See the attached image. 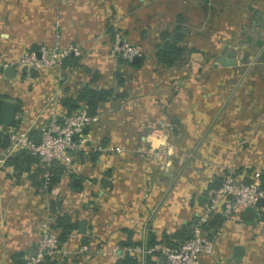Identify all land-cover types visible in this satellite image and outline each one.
<instances>
[{
  "label": "crops",
  "instance_id": "1",
  "mask_svg": "<svg viewBox=\"0 0 264 264\" xmlns=\"http://www.w3.org/2000/svg\"><path fill=\"white\" fill-rule=\"evenodd\" d=\"M101 1L0 0V65L8 64L20 48L37 49L40 42L50 40V29L55 20L64 42H74L76 38L88 40L100 30L108 31L103 25L107 11ZM135 4L139 8H135L134 18L144 6L167 7L169 23L162 21L160 9H155V14L150 17L151 23L159 27L151 46V56L156 63L154 51L159 43V33L163 29L170 30L177 15L181 16L184 28L180 43L185 48L184 54L188 53V48H196L200 53L207 46H213L219 54L233 53V64L220 67L231 71L228 86L233 92L229 97L233 107H221L219 115L232 119L227 127L230 132L251 134L249 144L239 148L233 161L237 175L242 180L248 179L258 168L264 177V152L259 155V151L264 150V0H135ZM209 32L212 42L206 43ZM137 33L143 37L144 30ZM88 62L79 65L78 58L76 66L60 67L58 73L42 71L33 76L34 88L31 85V90L26 88L23 97L5 99L16 107L15 120L20 105L19 124L29 127L33 120L27 119L42 112L48 95L59 93L57 103L63 110L61 98L75 96L83 85L112 89L111 97L97 103L92 114L97 119L83 129L88 146L85 152L72 156L69 172L66 173L61 165L63 173L50 191L40 192L35 180L25 173H18L6 163V158L0 163L5 170L0 173V264L22 262L25 255L33 251L35 220L41 213L51 212L48 205L51 199L60 200L59 211H64L71 220L75 219L77 228L60 243L58 251L48 257L49 264H116L123 254L130 256L124 248L135 245L141 248L134 256L137 264H161L162 258L156 250L147 252V249L161 245L167 239L177 243L179 238H175V234L184 232L181 231L183 228L189 229L205 205L196 196L198 193H190L188 184L183 190H169L168 174L159 170L158 161L149 153L157 144L153 133H176L175 125L183 133H201L198 125L188 122L189 119L193 121L194 114L199 115L196 110L189 111L194 101L187 100L186 110V106L179 109L171 98L168 101L167 97L158 94L130 93L133 89L128 87L127 77L121 70L142 77L145 73L142 55L138 66L128 64L120 68L115 65L119 63L118 59L113 65H103L106 62L99 57ZM70 68L75 71L69 75L70 82H65L68 76H63V72ZM241 68H244L243 72ZM1 74L3 70H0V78ZM12 87L14 92L19 90L17 85ZM225 127L222 124L218 133H223ZM29 132L32 137L38 135ZM6 142L4 140L3 146ZM201 144L205 147L203 141ZM96 145L102 148H93ZM215 145L221 151L228 143L224 144L219 137ZM108 146H119L121 151H104ZM221 159L219 156L217 160ZM223 170L224 167L200 173V184L206 182L208 189L207 201L209 192L214 190L212 181H220ZM12 171L18 176L25 175L22 184H18L20 181L14 178ZM81 220L84 221L83 230L79 231ZM210 235L213 250L202 257L204 264H264V206L241 210L232 219H222L210 226ZM151 238L153 245L148 246ZM117 245L123 248L114 250ZM150 251L156 254H150Z\"/></svg>",
  "mask_w": 264,
  "mask_h": 264
},
{
  "label": "rangeland",
  "instance_id": "2",
  "mask_svg": "<svg viewBox=\"0 0 264 264\" xmlns=\"http://www.w3.org/2000/svg\"><path fill=\"white\" fill-rule=\"evenodd\" d=\"M102 2L104 9L107 11L106 20L103 25L108 31L106 30L104 32L100 30L94 38L90 37L88 40L76 38L74 42H67V40L64 42L58 22L56 20L53 21V27L50 29V40L40 42L37 45V49H32L31 47L29 49L20 48L16 56L11 59V61L9 60V63L7 62L8 64L6 65H12L14 67L16 78L11 77L8 79L1 74L0 94L5 97L3 100L12 98L13 96L23 97L25 89L31 90L33 86V76H37L42 71L51 74H54L53 72L56 71L58 73L60 67L55 59L60 57L59 55L63 53V51L67 52L71 50L73 55L77 56L81 61L79 65H85L89 63L88 60H94L99 57L106 62L103 63V65H108V63L109 65H113L117 59H120L121 62L119 61V63H115V65H119L118 67L121 68L128 65L125 59L120 57L121 52L126 51L128 48L135 49L137 55L143 56L145 65L143 71H145V73L142 77H135L133 72L126 71L122 68L121 73L127 77V82L129 83L128 87L133 89L129 91L130 93H154L167 97L168 101L171 98L173 105L179 109L183 108L182 106H186L187 100L190 98L194 102H191L189 111H192L191 113L195 112L194 110L199 112V115L194 114L193 121L189 119L188 122L198 125L201 129V133H183L178 125H175L176 133L173 134H163V131L153 133L151 135L157 139V144H155V150H150L149 153H152L153 158L158 161L159 170L168 174V189H172L173 191L183 190L184 187L186 189V185L188 184L190 193L193 195L194 193H198L196 196L198 195L201 202L205 204L203 206L204 208L208 205V201L205 199V196L208 195V189L205 186L206 182L202 185L200 184V173H206L214 168L219 169L222 167H224V172L226 169L234 170L233 161L236 158L237 151L240 147L244 148L247 146L251 138V134L249 136L247 132H239L236 134L235 132H230L227 127L230 126L229 122L232 119L220 117L219 115V109L221 107L222 109H231L233 107V103H230L229 99L233 92H231L228 86V77H230L231 71L230 69H225L224 71L223 68H220L223 67V65L219 63L213 66L214 58L222 56L226 52L219 54L215 52L213 46H207L204 48V51L197 53L196 48L191 47V49L188 48V51L186 50L188 53L184 54L180 62L175 63L169 68L164 67L156 63L151 56L153 51V47L151 46L153 41L156 40L154 36L157 34L156 32L159 27L151 23L150 17L152 14H155V9H160L162 21L164 23H169V15L165 12L167 7H156L153 5L144 6L143 10L138 14L139 16H137V18L140 17V20H137V18H134L136 17L134 15V10L139 7H136L135 0H102L101 3ZM141 29L144 30L143 37H139V33H137ZM211 34V32H209L208 35L206 34V43L212 42L209 41ZM227 49H229V47H226V50ZM36 50L42 53L41 57H39L41 60L38 62L41 67L34 69L24 66L30 54L33 53L35 55ZM241 60L244 62L245 58L242 57ZM3 64H5V62ZM6 65H0V70L2 71ZM241 69L240 71L243 72L244 68ZM73 71H75V69L70 68L63 72V76H68L65 82H70L71 78L69 75ZM55 78H57L56 75ZM13 84L17 85L19 89L17 92L12 91ZM66 87L68 88L69 85ZM64 93L66 94V92ZM73 93L74 92H71V94ZM58 95L59 93L57 95L55 93L52 96L48 95V99L45 101L46 105L44 104L45 107L42 112L36 117L27 119V121L33 120V124L29 127L19 124L18 116L20 114V105L17 102L19 105L17 107V118L16 120L14 119V122L10 125V131L0 130V163L3 159L9 157L16 151L15 149L10 150L13 142L16 141L18 145H28V141H32V135L30 136L29 131H34L36 132L35 134L40 135L42 131L50 128L51 120L69 116L63 115V110L59 108L57 103ZM221 96L222 101H220ZM82 107L80 109H82ZM184 108L188 110L187 106ZM175 110L178 109L175 108ZM96 119L97 117L94 116V119L89 120L84 127L90 125ZM222 124H225L226 127L222 128L223 133L220 134L218 133V129ZM231 125L234 127L233 123ZM219 137H221L224 144L228 143L226 146L227 148H223L221 151L216 149L215 145ZM4 140H7L5 146H3ZM202 141L205 143V147L201 144ZM231 141L232 143H230ZM74 143L76 147L74 146L73 149L65 152L68 160L54 161L63 165L66 173L72 169V156L76 154L79 155L80 152H85V149L88 147L84 132H82L79 141H75ZM93 148L101 149L102 147L100 148V146L96 145ZM104 151L118 153L121 151V148L119 146H108V149L106 148ZM254 152L257 153L255 150ZM263 152L264 150L259 151V155L262 156ZM219 156L222 157L221 161L217 160ZM38 162L42 163L39 159ZM3 167L4 166H0L1 174L5 173ZM255 170L260 171L258 168ZM12 173L14 178L20 181L18 184L24 182L25 175L18 176L15 174L16 172L14 173L13 171ZM233 175H237L235 170ZM40 182L39 185L37 184L40 187L39 191L46 192L48 187L47 180L42 179ZM211 194L212 193L209 192V195ZM14 201H16V198H14ZM53 217L54 214L48 211L38 215L32 230V233L36 236L33 249L44 233H46L47 237L49 234L54 235L53 231L50 229ZM59 248L60 245L58 246V249ZM122 248L123 246L117 245V247H114V250H121Z\"/></svg>",
  "mask_w": 264,
  "mask_h": 264
},
{
  "label": "built area",
  "instance_id": "3",
  "mask_svg": "<svg viewBox=\"0 0 264 264\" xmlns=\"http://www.w3.org/2000/svg\"><path fill=\"white\" fill-rule=\"evenodd\" d=\"M40 52L36 51L35 55L30 54L24 66L34 69L41 67L38 63L41 60L39 57L42 55ZM136 52L135 49L128 48L121 52L120 57L125 61H130L137 55ZM69 53L73 54L71 50L63 51L59 55L60 57L55 59L58 66L60 59ZM92 119L94 116H87L85 107H82L68 117L51 120L50 128L42 131L37 144L28 141V145H18L15 141L10 150H25L36 155L39 161L45 165L54 161L68 160L65 152L73 149L74 146L76 147L74 142L79 141L84 125ZM10 128V125L0 124V130L10 131ZM233 173L234 170L229 169L223 172L219 187L211 191L208 205L202 209L196 222L191 225L188 239L177 242L174 246L164 243L154 248L151 247L147 249V252L156 250L162 258V264H204L202 257L210 255L213 250V240L208 226L212 214L218 213L223 219H232L238 211L256 208V203L260 198L262 199V206H264V187L261 186V174L258 171H253L248 176L249 181L243 182L238 175H233ZM43 176L46 180L47 174L44 173ZM59 245L55 235L49 234L47 237L44 233L37 241L33 254L25 255L20 264H45L48 257L57 251ZM124 250L135 256L139 254L141 248L135 245L126 247Z\"/></svg>",
  "mask_w": 264,
  "mask_h": 264
},
{
  "label": "trees",
  "instance_id": "4",
  "mask_svg": "<svg viewBox=\"0 0 264 264\" xmlns=\"http://www.w3.org/2000/svg\"><path fill=\"white\" fill-rule=\"evenodd\" d=\"M184 28L182 25V18L180 15H177L175 24L169 29H163L159 33V43L155 45L154 57L158 63L163 66H171L181 59L182 55L185 52V48L180 44L183 38ZM138 60L136 62L125 61L129 65L138 66L141 62V55H138ZM120 61V59H118ZM121 62V61H120ZM78 64V57L69 53L62 57L59 61V67L64 68L67 66H76ZM121 83V80L118 79ZM112 96L111 88H100L95 89L88 85H83L76 93L75 96H64L60 100V105L63 108V115H71L79 110L82 106L85 108H90L92 114L94 113L95 107L98 102L104 101ZM5 98L0 94V103ZM16 109V107H15ZM61 118H57L60 120ZM6 163L11 165L18 173H25L33 181L35 180L36 184H40L44 173L47 174V183L48 187L46 191H50L52 186L59 182L60 177L63 173V167L56 163L51 162L48 165L44 163H39L38 158L35 155H32L25 150H17L12 155L7 157ZM34 165V167H33ZM243 182H248L249 179H243ZM261 186L264 187V177H261ZM60 200L51 199L48 203L49 208L54 214L53 222L50 225L51 231L56 236L57 241L62 243L67 235L77 228L76 220H71V217L66 214L64 211H59ZM223 218L218 214L214 213L211 215L208 226L215 225L220 223ZM192 223V222H190ZM184 232H177L175 238H179L178 242L184 241L190 236V228H183ZM167 239V237H164ZM154 239L151 238L148 241V246L153 245ZM165 244L173 246L176 244L174 241L167 239ZM150 254H156L154 251H150ZM123 257L116 260V264H137V258L134 255L123 254ZM14 257V255H13ZM149 262V261H148ZM21 261H16L15 264H20ZM45 264H49V261L46 260ZM162 264V262H161Z\"/></svg>",
  "mask_w": 264,
  "mask_h": 264
},
{
  "label": "water",
  "instance_id": "5",
  "mask_svg": "<svg viewBox=\"0 0 264 264\" xmlns=\"http://www.w3.org/2000/svg\"><path fill=\"white\" fill-rule=\"evenodd\" d=\"M138 60V55H135L132 59L133 62H136ZM219 63L220 65L223 66H228L233 64V53L231 51L226 52L222 56H217L214 58V63L213 65H217ZM3 75L5 77H12L14 75V67L12 65H6L3 69ZM14 112H15V106L8 100H2L0 103V124L9 126L13 123L14 119ZM85 113L87 116H92V110L90 108H85ZM39 135H34L32 137V142L34 144H37L39 142ZM220 181L219 180H213L211 183V186L214 189H217L219 187ZM257 206L262 205V199H258L257 201ZM83 224L84 221L81 220L78 223V230L82 231L83 230ZM31 255L33 254V251L30 253Z\"/></svg>",
  "mask_w": 264,
  "mask_h": 264
}]
</instances>
